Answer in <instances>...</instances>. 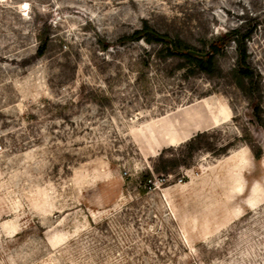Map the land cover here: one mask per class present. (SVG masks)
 <instances>
[{
	"label": "rangeland",
	"instance_id": "rangeland-1",
	"mask_svg": "<svg viewBox=\"0 0 264 264\" xmlns=\"http://www.w3.org/2000/svg\"><path fill=\"white\" fill-rule=\"evenodd\" d=\"M0 146V264H264V0H0Z\"/></svg>",
	"mask_w": 264,
	"mask_h": 264
},
{
	"label": "trees",
	"instance_id": "trees-1",
	"mask_svg": "<svg viewBox=\"0 0 264 264\" xmlns=\"http://www.w3.org/2000/svg\"><path fill=\"white\" fill-rule=\"evenodd\" d=\"M249 37L250 33L241 34L239 30L233 29L215 39L210 44L208 51L200 52L196 51L181 39H173L169 34L158 32L146 22L140 29L135 30L131 35L124 36L122 41L144 40L147 43L154 42L162 44L165 46L169 54L177 55L186 58L189 61H193L200 70L208 72L213 65L215 55L220 54L224 47L232 40L237 44V48L239 50V67L245 65L247 61V53L246 48L244 47V41ZM47 42V40L41 42V46L39 48V52L41 54L44 53ZM241 72L245 76L252 75L251 72L247 70L241 69Z\"/></svg>",
	"mask_w": 264,
	"mask_h": 264
},
{
	"label": "bare ground",
	"instance_id": "bare-ground-1",
	"mask_svg": "<svg viewBox=\"0 0 264 264\" xmlns=\"http://www.w3.org/2000/svg\"><path fill=\"white\" fill-rule=\"evenodd\" d=\"M25 6L27 7V4H25ZM24 9H25V8H24ZM186 139H187V137H184V138L182 139V141H184V140H186ZM178 140H179V138H177L176 136L171 137V142H172V143H177Z\"/></svg>",
	"mask_w": 264,
	"mask_h": 264
},
{
	"label": "built area",
	"instance_id": "built-area-1",
	"mask_svg": "<svg viewBox=\"0 0 264 264\" xmlns=\"http://www.w3.org/2000/svg\"><path fill=\"white\" fill-rule=\"evenodd\" d=\"M0 148H1V146H0Z\"/></svg>",
	"mask_w": 264,
	"mask_h": 264
}]
</instances>
